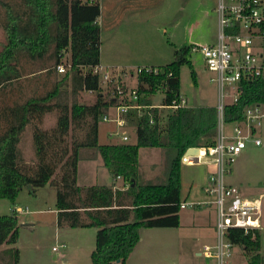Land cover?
Returning <instances> with one entry per match:
<instances>
[{
	"label": "trees",
	"instance_id": "1",
	"mask_svg": "<svg viewBox=\"0 0 264 264\" xmlns=\"http://www.w3.org/2000/svg\"><path fill=\"white\" fill-rule=\"evenodd\" d=\"M0 28L5 41L0 50V90L21 78L22 61L50 60L54 69L64 64L66 71L41 96L0 111V199L15 204L18 194H29L46 185L56 190V222L70 228H94L95 248L90 264H126L140 241L141 230L177 228L181 192V157L189 148L213 143L217 128L215 107H183L172 111L162 125L159 110L143 117L135 113L130 122L136 126L135 144L101 145L98 129L101 117L116 105L117 99L104 93L99 73L100 16L99 0H0ZM190 46L174 51V60L157 75L142 72L136 91L142 105L160 93L162 103L170 105L180 97V68L191 67L187 56ZM154 68V67H149ZM57 71V70H56ZM171 73V76L168 74ZM111 89V88H110ZM83 92L94 94L92 103H79ZM264 107V81L242 82L236 101L224 107L226 125L243 120L247 106ZM56 112V125L50 131H32L35 164L24 162L18 148L28 125ZM154 124H150V119ZM4 125V128L1 127ZM79 133V135H77ZM160 149L166 160L161 183L143 182L139 173V151ZM100 157L113 180L125 186H87L77 184L78 164ZM58 172V179L55 176ZM18 218L0 216V264H19ZM226 240L243 250L246 264H261L259 230L244 233L232 229Z\"/></svg>",
	"mask_w": 264,
	"mask_h": 264
},
{
	"label": "rangeland",
	"instance_id": "2",
	"mask_svg": "<svg viewBox=\"0 0 264 264\" xmlns=\"http://www.w3.org/2000/svg\"><path fill=\"white\" fill-rule=\"evenodd\" d=\"M216 7L217 0H164L159 5V9L164 11V16L163 18L161 16L159 21L154 24L157 28L151 30V36H147L148 40L137 43L126 39L110 44L111 37H107L106 33H101L100 65L97 68L100 77L110 70L116 75L123 69L163 67L174 60V51L181 47L214 44L217 37ZM4 41V33L0 28V50ZM111 47H115L116 53L113 54ZM187 60L190 61L191 67L186 63L180 68V97L190 107H216L218 90L217 84L212 81L216 75L206 68L200 54L191 53L187 56ZM111 64H114L113 69ZM21 75L20 80H15L0 90V111L15 103H22L31 96L43 95L51 89L56 80L62 77L54 69V63L48 59L36 63L22 61ZM135 84L134 81L128 82V85L135 86ZM225 94V103H231L232 97L228 95L227 89ZM93 99L94 94L83 92L78 100L81 104L89 105ZM162 99L163 95L158 93L152 98V102L159 105ZM262 110L264 112V108ZM171 112L170 109L162 110V125ZM56 117V112L52 111L45 114L38 124L35 122L25 128L18 148L26 164H35L32 147V131L35 125L40 130L50 131L56 125ZM1 127L4 128V125ZM110 128V125L100 121L99 144H120L117 137L111 139L107 136ZM225 131L229 134L232 129L229 125H225ZM128 136L130 138L128 144H135V135L129 132ZM255 137L261 141V146L253 147L251 142H247L246 148L242 150L240 157L236 158L232 165L233 172L228 182L233 180L231 186L237 187L244 198L253 200L264 208V119L261 122V127L256 130ZM82 154V158L85 160H81L78 164L77 184L80 187L112 186L113 180L110 172L102 165L100 157L86 160L92 156L91 151ZM165 170L166 160L160 149H140L139 173L142 183H161L165 177ZM190 170H200L198 176L202 179L204 177L202 165L192 168L182 165L181 201L184 200L193 177L189 174ZM58 176L57 172L55 180L58 179ZM55 205L56 190L50 184L38 189L35 195L29 194L27 189L22 190L16 197L14 205H11L9 200L0 199V216L10 215L13 208L17 213L18 242L15 247L19 252V264H59L58 256L66 251L73 255L76 253L81 257V261H78L77 264H90L88 252L91 254L95 248L96 229L58 226ZM208 206L204 204L200 207H186L184 210H180L182 223L177 228L141 230L144 242H141L140 251L147 254L145 258L156 264H204L207 262L203 257L197 258L195 255L197 252L202 253L203 246L210 243H205V239L201 236L195 237L194 230L190 228L191 221L189 219L191 213H195L202 224L207 222L213 217L212 211L214 210ZM23 224L33 225L23 226ZM76 231H84L86 236L81 239L77 238ZM149 231H168L170 233L166 249L155 252L149 248L147 238H145L149 235ZM55 234H57V240H55ZM262 234L264 235V233ZM62 241L66 242L65 248L59 247V242ZM215 241L214 238V244ZM4 247H1L0 250ZM52 248H55L56 251H52ZM260 255L261 264H264V236L261 241ZM246 263L245 256L239 254V247H234L229 264Z\"/></svg>",
	"mask_w": 264,
	"mask_h": 264
},
{
	"label": "built area",
	"instance_id": "3",
	"mask_svg": "<svg viewBox=\"0 0 264 264\" xmlns=\"http://www.w3.org/2000/svg\"><path fill=\"white\" fill-rule=\"evenodd\" d=\"M216 12L215 43L190 45V54H200L206 68L216 75L212 79L218 90L215 107L216 135L211 145L187 149L181 157V163L191 166L206 162L211 167L208 192L212 197L210 203L216 210V241L212 247L205 246L202 255L213 259L214 264H229L234 246L226 240V233L232 229H239L244 233L260 230L261 205L244 198L237 187L227 185L225 177L236 158L246 148L247 142L255 146L261 144L255 137V132L261 127L264 119V107H245L243 120L228 124L232 131L227 134L223 119L224 107L228 105L225 103V92L227 89L233 103L242 82L264 81V0H217ZM56 70L58 74H64L65 65H58ZM120 71L116 75L111 70L107 71L100 78L104 93H110L111 97L117 99L116 105L101 117V121L111 126L107 136L111 139L117 137L120 144H128L129 132L136 135V126L129 119L132 113L139 118L156 109L159 110L162 122V110L174 111L188 106L182 97L170 105H164L162 102L159 105L153 102L151 105L139 104L141 96L136 91L137 85H128V82L137 83V78L142 72L157 75L160 70L156 67H143ZM93 72L98 73V70ZM168 76H171V73ZM149 123L153 125L154 119L151 118ZM190 149H197V153L188 154ZM202 205L203 203H182L180 209ZM55 250L54 248L53 251Z\"/></svg>",
	"mask_w": 264,
	"mask_h": 264
},
{
	"label": "crops",
	"instance_id": "4",
	"mask_svg": "<svg viewBox=\"0 0 264 264\" xmlns=\"http://www.w3.org/2000/svg\"><path fill=\"white\" fill-rule=\"evenodd\" d=\"M164 0H99L100 4V16L98 19V24L100 26V40H101V33H106L107 37H111L112 43H116L123 40H129L134 42H144L148 40L147 36H151V30L156 29L157 27L154 25L156 22L159 21L160 17L164 16V11L159 9V5ZM154 19V22H153ZM106 38V37H105ZM113 50V54L116 53L115 47H111ZM114 64H111V68L113 69ZM154 67V66H150ZM253 147H260L255 146L253 143ZM242 153V152H241ZM241 155V154H240ZM238 156L237 158H239ZM199 165L203 166L204 172L203 179L199 177L200 170H190L189 174L193 177L190 180L189 189L187 194L184 197V200L181 201V193L183 191L182 183H181V192H180V203H203L209 205L214 209L212 211V218L209 219L207 222L202 224L200 218H197L195 213H191L190 215V228L194 230L195 237L201 236L205 239V243H210L209 245H205L208 247L214 246V238H215V218H216V210L214 205L210 202L212 201V197L208 192V175L211 171V167L206 162H201L195 165H184L187 168L198 167ZM232 166L230 168V172L226 176V183L227 185H231L233 180L229 183L228 179H230L232 175ZM199 179V181H197ZM78 180V175H77ZM113 180V179H112ZM117 183V184H116ZM195 184V185H194ZM119 185V187H118ZM114 190L121 189L125 186V183L121 179L113 180L112 184ZM191 199V201H188ZM200 207V206H199ZM185 209V208H184ZM181 209V210H184ZM261 219H260V235L263 238L264 233V208L261 207ZM43 212V211H40ZM56 212V210H55ZM56 215V214H55ZM182 223L180 213H179V225ZM33 224H23V226H32ZM149 235L146 236L147 242L149 244V248L153 249L155 252L160 250L166 249V245L168 242V238L170 233L168 231H149ZM84 231H76L77 238H84L86 235ZM59 241H60V236ZM55 240H57V234H55ZM141 242H144L142 235L140 234V241L132 254L129 256L126 264H156L149 262L145 257L147 256L146 253H142L140 251ZM66 242L62 241L59 242L60 248H65ZM203 246V248L205 247ZM235 247V246H234ZM232 248V253L233 249ZM202 248V250H203ZM54 248H52L53 251ZM56 251V250H55ZM92 251V250H91ZM261 251V246H260ZM153 252V251H152ZM239 254L243 255V250L239 248ZM90 256V253L88 252ZM151 255V253H149ZM197 258L203 257L205 261L204 264H214V260L211 258H206L202 255V253L197 252L195 255ZM261 256V255H260ZM59 264H77L78 261H81V257L76 253L73 255L66 251L58 256ZM57 259V260H58Z\"/></svg>",
	"mask_w": 264,
	"mask_h": 264
},
{
	"label": "water",
	"instance_id": "5",
	"mask_svg": "<svg viewBox=\"0 0 264 264\" xmlns=\"http://www.w3.org/2000/svg\"><path fill=\"white\" fill-rule=\"evenodd\" d=\"M187 153L188 154H196L197 153V149H190Z\"/></svg>",
	"mask_w": 264,
	"mask_h": 264
}]
</instances>
